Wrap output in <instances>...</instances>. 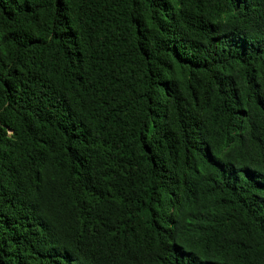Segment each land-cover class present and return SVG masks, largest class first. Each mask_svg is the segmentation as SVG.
<instances>
[{
    "label": "trees",
    "instance_id": "obj_1",
    "mask_svg": "<svg viewBox=\"0 0 264 264\" xmlns=\"http://www.w3.org/2000/svg\"><path fill=\"white\" fill-rule=\"evenodd\" d=\"M0 264H264V0H0Z\"/></svg>",
    "mask_w": 264,
    "mask_h": 264
}]
</instances>
